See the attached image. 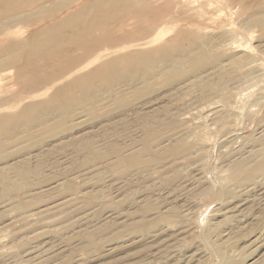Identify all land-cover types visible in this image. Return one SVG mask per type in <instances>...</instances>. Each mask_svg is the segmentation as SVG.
Wrapping results in <instances>:
<instances>
[{"label":"rangeland","instance_id":"rangeland-1","mask_svg":"<svg viewBox=\"0 0 264 264\" xmlns=\"http://www.w3.org/2000/svg\"><path fill=\"white\" fill-rule=\"evenodd\" d=\"M77 1V6H81L88 0ZM199 2H204V0H198L197 3ZM238 6H234L235 8L230 6L229 9L227 6H222L224 9L222 7L220 9V6L218 8L217 4L213 3L212 10L215 9V12L220 14L215 13L211 17L212 20H209L212 23L208 22L211 25V30H200V32L194 30L197 32L194 33L203 36L209 35L210 31H213L211 34H215L214 31L218 33V29L226 28L229 32L227 38L229 35L230 38H225L224 44L228 43L234 46L230 53H234V51L236 53L237 49L238 52H244V55L247 53V59L250 60L245 59L246 62L242 63L239 69L240 75L248 73L252 67L255 74L251 70L256 77L251 71L248 76L254 77L251 79L246 76L250 80L247 79V82L245 80V83L242 81L246 78L241 79L240 76L239 82L242 80V83L237 81L227 94L221 93L222 95H220L219 93V98L215 94L205 101L189 103V100L194 98L186 92H181L173 94V99H171V103L176 106L184 102V107H179L176 115L178 123H182L186 130L183 141L188 144L189 136L192 138L189 144L198 143L197 139L206 140L205 144V141L199 142L202 147L200 149L202 155L201 152H198L193 158V160H197L200 157L198 163L200 166L202 165V168L198 169L199 164L194 167L191 161L177 160L172 163V155L166 152L167 144L172 140L168 142L166 135L165 137L161 136V140L155 142L154 145L158 146H149L150 154L157 155L159 159L158 161L153 160L156 162H153L152 166L150 165V169L148 166L144 173L137 171L128 176L120 174L113 165L112 146L116 138L112 139L114 135L112 122L115 110L108 108L111 104L110 100L97 102V113L94 117H88L84 112H75L63 120L60 126H53L56 130L54 134H50L54 130L52 128L48 133L35 130L31 139L21 137L17 142L10 144V148L0 159V166L17 162L21 165L27 164L29 169L38 170L30 179L33 193L20 195L21 201H27L28 205L25 209L13 210L9 196H0V236H2L1 239L3 238L0 239V243H3L0 244V264H264V146L261 144L264 141V35L257 25L253 26L244 22L246 19L244 15H248L249 11L243 10L245 14L242 15L243 17L239 16L238 13L243 14V12L240 7L237 8L238 11L241 9L240 12H237L236 7ZM225 9L227 12L231 9L232 11L236 10V13L233 14L232 11H229V14L230 12L233 14L229 15ZM62 11L63 9L53 17H46L43 25L52 20L55 21L57 16L63 14H60ZM221 13L226 17L223 18ZM141 20L144 21L143 18ZM127 22L125 26L130 25L131 34L128 27H125L127 30H123L124 32L116 30L114 34L117 37L127 34L130 38L127 40L128 44L120 42L117 46H113L116 48L101 46L102 49L98 48L97 52L106 54L103 56L105 59L127 53L129 50L158 46L180 31L156 30L159 31L156 33L155 30H152L147 33V30H144L147 36L146 33L138 32L139 27L136 28L134 24H129L128 20ZM31 28L16 24L8 28V36H17L22 40L27 35L28 29ZM134 30L136 31L133 32ZM221 31L223 30H219V32ZM135 37L137 38L134 41ZM150 39H155L154 43L150 42ZM144 40L147 44L137 45L145 43ZM212 50L215 51L214 48ZM103 57L101 61L93 64L84 62L79 65L73 70L75 75L94 69L95 66L105 61ZM251 59H255L253 63ZM211 62L212 60L209 61V63ZM246 63L249 66L252 63L254 67L251 65L250 69L249 66L248 69L244 68L247 66L244 65ZM258 65L259 68L261 67L260 69L257 68ZM242 72L245 73L242 74ZM68 79L43 86L41 89L45 88L34 92L25 100L26 103L37 101L39 98V101L44 100L52 93L51 90ZM9 81L14 83L13 85L11 83L14 87L7 83ZM169 83L164 81L163 84L155 85L153 89H146L142 98L163 95L169 88ZM17 88L18 85L14 81V70L11 68L1 70L0 98L11 95ZM4 90L8 92L6 93ZM228 94L232 95L228 96ZM223 95L225 96L224 100ZM126 97L131 96L128 94ZM131 103L132 106L137 104V97ZM208 104L219 111L220 109L224 110L222 108L224 104L226 105H223L224 111L228 109L227 112L232 113L231 119L234 121L230 119L231 128L228 135L224 136L220 133L216 124L212 126L214 122L212 118L216 113L214 114L215 109L210 112V115L205 112L209 108ZM164 106L166 104L163 101L156 111L161 118H164L160 114ZM4 111L13 112L15 109H5ZM73 117H75V121L72 125L75 126V129L68 131L66 127ZM184 117H187L186 122L181 121ZM193 122L194 125H192ZM196 123H199L198 127L201 130H193ZM161 127L159 130L163 132L162 129L165 126ZM195 127L197 128V126ZM78 129L80 131L76 133ZM21 130L17 128L15 132ZM195 131L200 132L197 134ZM83 132L96 136L95 148L103 150L107 154L105 157L99 154L84 157L75 153L73 143ZM140 134L141 132L135 127L134 139H132L135 143L132 142V148L137 144L138 146L135 148L141 147L140 143L142 144L143 140ZM186 136L188 137L186 138ZM187 139H189L188 142ZM59 142L64 143L65 147L63 151L54 152L52 148ZM203 144L205 146H202ZM132 148H128L126 151L132 150ZM255 154L258 155L255 156ZM198 155L199 157H197ZM201 160L202 162H200ZM237 160H247L249 168L252 169L250 173H247V176L245 172L240 171L234 174L237 179L245 180H242L243 188L239 187L242 182L240 184L230 182L233 174L232 165ZM193 168H196L199 173H194L195 169ZM148 169L149 171H146ZM201 175L202 177H200ZM67 182L72 183L74 187L66 188L64 183ZM227 184L230 187L226 186ZM238 184L239 186H237ZM231 186L235 188L233 189ZM245 188L247 192L243 190ZM219 189L221 193L217 192ZM223 189L231 193L226 191L230 194L226 193L223 196ZM73 190L80 191L78 197L69 196L70 191ZM216 193L220 194L217 195L219 197L216 196ZM212 219L215 221L213 222ZM187 225L189 228L186 227ZM213 227L216 228L215 235L208 230ZM202 233L203 237L200 236ZM204 233L215 236L216 239L210 236V240L214 239L217 244L220 243L218 245L220 248L222 247V251L219 248V254L212 246L210 247L208 242H205ZM34 250L36 251L33 253ZM32 253L34 257H32Z\"/></svg>","mask_w":264,"mask_h":264},{"label":"bare ground","instance_id":"bare-ground-1","mask_svg":"<svg viewBox=\"0 0 264 264\" xmlns=\"http://www.w3.org/2000/svg\"><path fill=\"white\" fill-rule=\"evenodd\" d=\"M76 1L77 0H0V71L7 70V68L13 69L14 81L18 85L17 90L11 95L0 98V159L10 148V144L17 142L19 138L25 137L31 139L35 130L48 133L51 128L54 130L51 131L50 134H54L56 130L53 126H60L63 120H66L75 112H84L88 117H94L97 113V102L100 100H110L111 104L108 108L115 110V117L112 122L114 126V135L112 139L114 137L116 138L112 146V151L114 153L113 165L118 169L120 174L128 176L137 171L144 173L145 168L148 166L150 169V165L159 159L157 155L153 156L150 154L149 146H158L157 144L154 145L155 142L160 141L161 136L165 137L166 135V140H168V142L172 140L166 147V152L172 155L174 161L173 162L171 159L172 163H175L177 160L181 162L191 161L194 167L197 166L200 157L198 155L197 157H199V159L197 160H193V158L198 152H201L200 149L202 147L200 145L204 141L205 144L206 140H201V142L194 137L201 143L195 141L198 143L189 144L192 139L189 136L190 140L187 139V142L189 140L188 144L183 141V135L186 130H184L185 127L182 123H178L176 115L179 107H184V102L179 106L173 105V103H171V99H173L172 95L186 92L194 98L190 99L189 103L192 101H205L215 94H217L215 96L219 98V93L220 95H222L221 93L227 94L229 90H232L231 87L235 85L237 81L238 83L242 81L239 82L241 77V79L244 77L246 78L252 70L254 71V68L252 69L251 67V70L250 66L255 59H251L252 63L250 66L247 65V63H250L248 61L244 64L247 66L243 67L247 68L249 66L250 71L246 74L242 72L244 75H240V66L242 63L246 62L245 59H247L248 55L246 52L247 56L243 54L244 52H238L236 49L237 47L234 49H236V53L238 54H236L235 51V54L230 53L233 45L231 46L228 43L224 44L225 38H230V35L227 38L229 32H227L228 30L226 28L218 29V33L214 31L215 34H211L213 31H210V33H208L209 35L203 36L195 34L197 32L194 30H198V32H200V30H211V25L209 24L212 23H210L209 20H212L211 17L214 16L215 13H219L215 12V9L214 11L212 10V4L215 3L218 8L220 6V9L222 6H227L229 9L230 6L232 8L239 5L236 7V10L240 7L243 12V14L238 13L239 16L244 15V11H249V14H246L247 17L244 15L246 19L245 21L243 19V21L249 25H257L261 28L262 35H264V0H204V2L201 3H197L198 0H88L83 4L80 2V4H82L81 6H77ZM224 7H222V9H224ZM62 9L63 11L60 14H63L61 16H57V18L54 19L55 21L52 20L48 22V24L46 23V25H43L46 21L44 20L46 17L50 18L55 16V14L58 15V11ZM226 10L227 9H225V11ZM236 10H233V12L231 9L228 10V12L232 11L234 14ZM240 10H237V12H240ZM232 13L230 12V14ZM222 14L223 13H221V15ZM215 16L218 17V15ZM224 17L226 16H223V18ZM142 18L144 21L141 20ZM127 20L130 21L129 24H134V27H139L138 32L140 34H145L146 32H144V30H147V33L152 30L160 31L171 29L180 31L176 32L173 37L167 38V40L164 39L166 40L165 42L161 41L162 44L156 42L159 44L158 46L155 45V47H150L149 45L150 48L145 47L144 49L140 48L134 51L129 50L130 52L118 53L119 55L115 57L105 59L103 56L106 54L98 53V48H101V46L111 48L117 46L120 42L127 43V40H130L127 34L120 37L114 34L116 30L124 32L123 30H127L125 27L130 29V25L125 26V24L128 23ZM16 24H21V26L24 27L28 26V28L32 26L31 29H28L27 35L22 40L17 36H8V28ZM130 30L128 31L131 34L132 29ZM219 30L223 31L219 32ZM135 31L136 30L133 32ZM159 31H156V33ZM231 33L233 34V32ZM10 38H12V40H10ZM136 38L137 37L134 38V41ZM155 39H150V42L153 41L154 43ZM143 44H147L146 41L145 43L143 42L137 45ZM213 48L215 51L212 50ZM102 57L105 61L95 66L94 69L79 75L76 73L77 75H75L73 70L79 65L84 62L93 64L99 60L101 61ZM210 60H212L211 63H209ZM259 65L257 68H259ZM252 66L254 67V65ZM247 69L244 70L247 71ZM248 77L251 78V76ZM66 78H69L68 81L66 80L65 83L51 90L52 93L44 100L39 101V98L37 101L34 100L33 102L26 103L25 100L43 86ZM247 79L248 78L244 79L242 82H245V80L247 82ZM164 81L170 83L168 85L169 88L163 95H157L146 99L142 98V94L146 89H153L155 85L163 84ZM7 83H10V85L11 83L12 85L14 84L12 81ZM4 92L6 91L4 90ZM100 92L103 93L97 95ZM128 94L131 97H126ZM232 94H228V96ZM136 97L138 103L132 106L133 104L131 102ZM224 97L223 95V100L225 99ZM163 101L166 106H164L162 108L163 110L160 112V114L164 116V118H161L156 111ZM255 104L257 103L255 102ZM255 104L253 103V105ZM211 105H209V108L207 107L208 110H205L206 107L204 108L205 112L209 113V115L210 112L215 109ZM223 105L222 108L225 110L224 106L226 105ZM5 109H15V111H4ZM224 110L221 111L220 109L219 111V109H215V117L212 115V117H214L212 118L214 122L210 120L213 122L212 126L216 124L221 131L220 133L226 136L229 134V129L231 128V120H234L231 119L232 113L230 114L227 112L228 109H226L227 111ZM186 118L187 117L180 119L182 122H186ZM194 118L196 119V117ZM73 121H75V117L68 122L69 125H67L66 130L71 131L75 129V126L72 125ZM187 122L189 123V121ZM196 124L195 126H197V128L195 126L193 127L194 129L192 127L190 128L199 130V123ZM192 125H194V122ZM192 125L189 124V126ZM135 127L141 132L140 136L143 140V143H140V148H135L138 144L132 148V142L133 144L135 143V141L132 140L134 139L133 133ZM160 127L164 128L162 129L163 132L159 130ZM17 128L22 130L15 132ZM191 129L190 131H192ZM79 131L78 129L76 133ZM195 132L197 133V131ZM187 137L188 136H186V138ZM95 139L96 136H93L91 133L83 132V134L76 138V142L73 143L75 153H79L84 157L94 156L96 154L105 157L107 154L103 150H97L95 148ZM204 144L202 146H205ZM261 144L264 146V141H262ZM64 147L65 144L59 142L52 150L54 152H59L63 151ZM130 147L132 150L126 151L128 148L131 149ZM258 154H255V156ZM200 162H202V160ZM233 164V174L230 182L239 184L242 182L240 186L239 184L237 186L243 188L242 184L245 180L242 179V181L241 179H237L234 174L240 171L245 172L247 176V173H250L252 169L249 168L247 160H237ZM201 166L199 164L198 169ZM196 168H193L195 169L194 173L197 172ZM149 169L146 171H149ZM37 172V169H29L27 164L21 165L17 162L0 166V196H9L13 204V210H21L27 207V201H21L20 195L24 193H33L34 190L30 185V179ZM200 177H202V175ZM64 184H66V188L74 187V185L69 182ZM231 185L234 186L233 184ZM226 186L230 187L228 184ZM245 186L247 185L245 184ZM232 188L234 189L235 187ZM243 190H246V188ZM243 190L241 189V192ZM220 191L219 189L217 192L221 193ZM223 191V196H225L226 193H231L228 190ZM79 193L80 191L73 190L70 191L69 196L75 195L78 197ZM222 194L221 197H223ZM217 195L220 194L216 193V196ZM188 226L189 225L186 227ZM215 227L211 229L208 228L210 233L214 234ZM204 234V239H206V241L203 240L208 242L210 247L212 246L219 254L220 245L218 244L220 243L217 244V241L214 239L210 240L211 235L208 233ZM202 235L203 233L200 236ZM214 235L211 237L215 238ZM1 237L2 236H0V239ZM206 244L207 243H205V245ZM220 249V251H222V247ZM35 251L36 250H34L33 253ZM212 251L213 250H211V252ZM38 252H40V250H38ZM33 253L32 257H34ZM28 255L30 254L28 253Z\"/></svg>","mask_w":264,"mask_h":264}]
</instances>
